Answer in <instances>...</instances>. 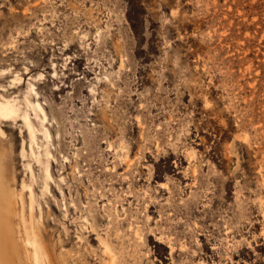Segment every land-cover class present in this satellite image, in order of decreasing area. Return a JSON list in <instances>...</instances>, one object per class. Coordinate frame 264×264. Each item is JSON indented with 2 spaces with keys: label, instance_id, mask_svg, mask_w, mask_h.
<instances>
[{
  "label": "rangeland",
  "instance_id": "374dc122",
  "mask_svg": "<svg viewBox=\"0 0 264 264\" xmlns=\"http://www.w3.org/2000/svg\"><path fill=\"white\" fill-rule=\"evenodd\" d=\"M0 264H264V0H0Z\"/></svg>",
  "mask_w": 264,
  "mask_h": 264
},
{
  "label": "bare ground",
  "instance_id": "6f19581e",
  "mask_svg": "<svg viewBox=\"0 0 264 264\" xmlns=\"http://www.w3.org/2000/svg\"><path fill=\"white\" fill-rule=\"evenodd\" d=\"M1 105H2V104H1ZM14 107H15V106H14ZM14 107H12V108L10 107V108H7V109H14ZM16 107H17V105H16ZM16 107H15V111H16ZM33 108H34V107H33ZM40 108H41V107H40ZM36 109H37V108H36ZM17 110L19 111L20 109H17ZM15 111H13V110L7 111V112L4 114V116H5L6 118L13 117L12 115H14V114L16 113ZM18 111H17V113H16V116H17V114H20V111H19V113H18ZM24 114H26V113H24ZM14 116H15V115H14ZM21 116H22V114L20 115V117H21ZM28 116H29V115H28ZM28 116H27V115L24 116L26 119L24 118L23 121H26V122L30 123V120H28V118H29ZM17 117H19V116H17ZM27 117H28V118H27ZM44 117H45V116H44ZM22 118H23V117H22ZM29 119H30V118H29ZM26 122H25V123H26ZM28 125H29V126H32L31 123L28 124ZM31 128H32V127H31ZM33 136H34V135H33ZM16 195H17V193H16ZM21 195H22V194H21ZM17 198H18V196H17ZM17 198L15 197L16 200L14 199V200H15L14 204H16ZM20 201H21V200H20ZM23 201H24V200H23ZM22 203H23V202H22ZM17 204H18V202H17ZM22 205H23V204H22ZM15 208L18 209L17 206H16ZM20 208H21V207H20ZM22 210H23V209H22ZM17 211H18V210H16V213H17ZM22 212H23V211H22ZM23 213H24V212H23ZM17 215H19V214H17ZM23 215H25V214H23ZM21 216H22V213H21ZM22 218H23V216H22ZM17 232H18V231H17ZM27 235H28V234H27ZM18 237H19V236H18ZM28 239H29V238H28ZM28 239H27V241H28ZM19 241H21V245L23 244L22 247L24 248L25 245H24V243L22 242L23 240H20V239H19ZM25 241H26V239H25ZM26 243H27V242H26ZM26 243H25V244H26ZM28 244H29V243H28ZM31 247H32V245H31ZM31 247H30V248H31ZM28 248H29V247H28ZM24 249H25V248H24ZM26 251H27V250H26ZM26 251H25V252H26ZM31 251H32V250H31ZM31 251H29V253H30ZM32 252H33V251H32ZM29 253H28V254H29ZM33 254H34V253H33ZM25 255H26V253H25ZM31 258H32V257H31ZM32 259H33V258H32ZM32 259H31V261H32ZM34 261H36V259H35ZM37 261H38V260H37ZM37 261H36V262H37ZM28 262H29V261H28ZM33 263H34V262H33Z\"/></svg>",
  "mask_w": 264,
  "mask_h": 264
}]
</instances>
